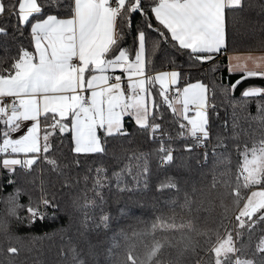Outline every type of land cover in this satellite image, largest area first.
I'll list each match as a JSON object with an SVG mask.
<instances>
[{
	"label": "snow or ice",
	"instance_id": "snow-or-ice-1",
	"mask_svg": "<svg viewBox=\"0 0 264 264\" xmlns=\"http://www.w3.org/2000/svg\"><path fill=\"white\" fill-rule=\"evenodd\" d=\"M0 264H264V0H0Z\"/></svg>",
	"mask_w": 264,
	"mask_h": 264
},
{
	"label": "trees",
	"instance_id": "trees-1",
	"mask_svg": "<svg viewBox=\"0 0 264 264\" xmlns=\"http://www.w3.org/2000/svg\"><path fill=\"white\" fill-rule=\"evenodd\" d=\"M247 50H251L253 52H260V50L255 48L254 46L242 48V51H247ZM222 62H223V58H222ZM24 231H26V230L25 229H21V233L20 234H23ZM25 244L27 246V242H25Z\"/></svg>",
	"mask_w": 264,
	"mask_h": 264
},
{
	"label": "crops",
	"instance_id": "crops-1",
	"mask_svg": "<svg viewBox=\"0 0 264 264\" xmlns=\"http://www.w3.org/2000/svg\"><path fill=\"white\" fill-rule=\"evenodd\" d=\"M257 55H259L260 54V52H255Z\"/></svg>",
	"mask_w": 264,
	"mask_h": 264
}]
</instances>
